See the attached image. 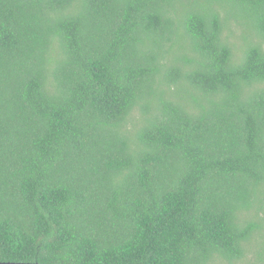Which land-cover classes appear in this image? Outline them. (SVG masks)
<instances>
[{"label":"trees","instance_id":"1","mask_svg":"<svg viewBox=\"0 0 264 264\" xmlns=\"http://www.w3.org/2000/svg\"><path fill=\"white\" fill-rule=\"evenodd\" d=\"M248 253L264 264V0H0V262Z\"/></svg>","mask_w":264,"mask_h":264},{"label":"water","instance_id":"2","mask_svg":"<svg viewBox=\"0 0 264 264\" xmlns=\"http://www.w3.org/2000/svg\"><path fill=\"white\" fill-rule=\"evenodd\" d=\"M0 264H43L39 262H0Z\"/></svg>","mask_w":264,"mask_h":264},{"label":"rangeland","instance_id":"3","mask_svg":"<svg viewBox=\"0 0 264 264\" xmlns=\"http://www.w3.org/2000/svg\"><path fill=\"white\" fill-rule=\"evenodd\" d=\"M248 255V258H245V260H244V264H251L250 262H249V258L251 257V253H248L247 254ZM257 258V257H256ZM262 262H264V261H262ZM243 263V261H239V262H237V264H242ZM258 264H259V262H257ZM217 264H220L219 262H217ZM224 264H227V262H225Z\"/></svg>","mask_w":264,"mask_h":264}]
</instances>
